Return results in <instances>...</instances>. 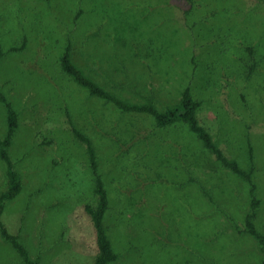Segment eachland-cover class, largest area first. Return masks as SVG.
I'll return each mask as SVG.
<instances>
[{"label": "rangeland", "instance_id": "rangeland-1", "mask_svg": "<svg viewBox=\"0 0 264 264\" xmlns=\"http://www.w3.org/2000/svg\"><path fill=\"white\" fill-rule=\"evenodd\" d=\"M66 47L133 102L164 110L189 87L199 123L248 178L186 124L157 127L90 95L62 71ZM0 95V140L6 104L16 113L7 152L21 184L0 220L31 260L94 264V174L76 131L108 194L106 264H264L246 225L256 200L264 237V0H0ZM0 264H25L1 234Z\"/></svg>", "mask_w": 264, "mask_h": 264}, {"label": "trees", "instance_id": "trees-1", "mask_svg": "<svg viewBox=\"0 0 264 264\" xmlns=\"http://www.w3.org/2000/svg\"><path fill=\"white\" fill-rule=\"evenodd\" d=\"M69 50L70 47H66L64 53L60 56V67L64 73L70 76L71 79L77 83V85L86 89L90 95L111 102L124 112L151 116L157 127H166L176 122L186 124L189 130L202 142L203 146L215 153L217 159L220 160L224 166L228 167L234 173L239 174L246 179L248 178V174H246L238 166L235 160L228 159L222 154L221 150L213 143L208 130L199 123L196 111L200 102L192 98L189 87L185 86L182 89L180 98L176 104L166 107L164 110L157 109L147 98L143 102H133L124 96L107 90L106 87L88 76L81 67L73 63ZM121 90H126V88L121 87ZM0 99L4 101L1 95ZM6 109L8 129L5 138L0 140V158L6 165L7 190L0 196V216L3 210V201L5 199L15 197L21 190L19 175L13 168V164L7 152L12 134L17 127L16 113L8 104H6ZM75 134L79 139L86 143L88 158L94 174V194L96 196V202L94 206H91L90 204H86L84 206L85 212L89 215L95 232L97 254L94 259V264H106L107 262L115 259V254L112 251L110 242L103 227V218L109 207L108 194L103 179L97 173L95 151L90 140L76 131ZM253 204L256 206L257 201L254 200ZM254 206H252L246 221L247 229L251 235L256 236L261 242H264V237L257 233L254 223L251 221V219L255 216V211L253 209ZM0 234L5 238V240L11 243L25 264H38L37 260H31L29 258L25 247L18 242L16 236L7 233L1 220Z\"/></svg>", "mask_w": 264, "mask_h": 264}, {"label": "crops", "instance_id": "crops-1", "mask_svg": "<svg viewBox=\"0 0 264 264\" xmlns=\"http://www.w3.org/2000/svg\"><path fill=\"white\" fill-rule=\"evenodd\" d=\"M19 175V174H18Z\"/></svg>", "mask_w": 264, "mask_h": 264}]
</instances>
